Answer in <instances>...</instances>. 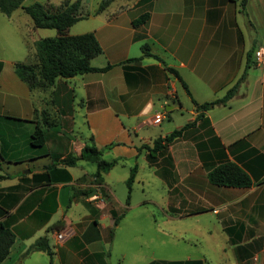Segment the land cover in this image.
Segmentation results:
<instances>
[{
  "label": "crops",
  "instance_id": "obj_1",
  "mask_svg": "<svg viewBox=\"0 0 264 264\" xmlns=\"http://www.w3.org/2000/svg\"><path fill=\"white\" fill-rule=\"evenodd\" d=\"M80 1L93 24L69 33L93 31L102 52L91 64L110 67L58 78L47 90L31 89L15 72V62L36 59V41L46 36L31 40L15 22L16 10H0V221L15 234L0 264H211L218 231L219 264H264V67L255 61V51H264V0L244 7L242 0H112L101 13V0ZM143 14L146 20L135 25ZM25 25L38 29L32 19ZM144 43L162 60L142 56ZM245 71L226 103L202 111L150 158L155 139L195 121L197 105L224 97ZM157 112L164 115L160 124L153 122ZM44 117L56 125L49 128ZM38 125L49 134L37 146L31 139ZM87 144L116 161L98 179L94 162L68 163ZM226 161L242 166L253 184L211 183L210 169ZM150 184L161 193L151 194ZM95 192L104 208L89 201ZM149 204L170 229L156 237L124 230L130 210ZM114 213L122 214L115 226ZM194 217V232L182 229L181 220ZM59 232L70 235L60 241ZM43 235L52 255L25 253Z\"/></svg>",
  "mask_w": 264,
  "mask_h": 264
},
{
  "label": "trees",
  "instance_id": "obj_2",
  "mask_svg": "<svg viewBox=\"0 0 264 264\" xmlns=\"http://www.w3.org/2000/svg\"><path fill=\"white\" fill-rule=\"evenodd\" d=\"M25 0H0V10L6 15H11L18 8H22L27 13L35 28H52L56 30V35L42 37L36 41L35 56L36 59L30 62H15V72L25 81L31 89L47 90L51 88L58 78H71L76 75L93 72L105 71L110 67H95L91 64L92 58L102 52V47L93 31L84 32L81 34H70V28L79 20L85 18L87 13L82 8L80 0H63L59 5L53 2L35 1L25 5ZM112 0H101L97 13H101L109 6ZM247 0H242V6L246 5ZM147 18L143 14L134 21L135 25L144 22ZM142 56H153L157 59L162 58L152 53L147 43L142 45ZM141 57L134 58L140 59ZM248 66V64H247ZM170 71L175 73L187 88L186 83L180 77L178 72L168 67ZM246 71L241 75L237 82L227 91L224 97L215 100L207 101L197 105L200 113L197 115L195 121L187 123L180 129L173 130L165 137H158L155 139L153 146L149 147L150 158L165 148L167 144L171 143L182 132L194 125L196 120L202 118V111L211 108L215 104L226 103L237 91L238 86L245 78ZM44 122L48 127L56 125V122L49 121L44 117ZM49 128L45 129L42 126H36L32 132L31 143L33 145H42L47 141ZM78 158L94 162L97 165L95 177L98 179L103 172L110 170L116 161H107L102 157V152L94 144H87L83 147L79 157L70 158V164L75 163ZM68 161V160H67ZM56 164V163H54ZM136 173V167L131 170V174L127 179L129 192L132 188ZM208 178L211 183L219 186L230 187H249L253 184L250 174L239 164L233 161H226L220 163L210 169ZM88 194L90 191H86ZM121 215L114 213V226L118 224ZM111 229V235H113ZM15 240V234L6 221H0V263L9 255L10 248ZM33 250H44L52 255V249L48 241V237L43 235L36 239V241L26 250L29 253Z\"/></svg>",
  "mask_w": 264,
  "mask_h": 264
},
{
  "label": "rangeland",
  "instance_id": "obj_3",
  "mask_svg": "<svg viewBox=\"0 0 264 264\" xmlns=\"http://www.w3.org/2000/svg\"><path fill=\"white\" fill-rule=\"evenodd\" d=\"M35 1H40V2H53L54 4H59L60 0H25L24 4H30L32 2ZM22 8H19L18 10H16L14 13L15 16L14 20L15 22L19 25V26H23L22 29L25 30L26 34H28L29 38L31 40H35L38 36H54L56 35V30L52 29V28H38L36 31L34 30H30L28 27H26L25 23L27 22V19L30 21V16L26 13L23 12V15H19L18 12L21 11ZM93 24V21L91 19H89L88 17L83 18L81 20H79L78 22H76L70 30V33H76V32H83L85 30H88L89 28H91ZM80 99L76 98L74 101L75 104V108L79 109L80 108ZM45 105V104H44ZM80 115L77 116V121L80 122ZM167 122V121H166ZM77 129V127L75 128V130ZM68 136L75 138V134L76 132H71L68 131L66 133ZM86 165H93V167H95V164L92 162H86ZM119 169V168H118ZM158 184H150L149 187V192L151 194H155L157 195L158 192L161 193V191H159L160 189H157ZM117 189L118 191L122 190L125 193L126 190V186L121 182L120 184H117ZM135 195V194H134ZM136 196V195H135ZM146 210L145 212H142V210ZM148 211V212H147ZM166 216H164L163 212L157 208L155 205L153 204H149L147 207H141V206H135L133 207L128 215V219L127 220H131L132 223L130 225V222L127 223L125 222L123 229H131L132 232L134 233H138V235H140L139 233H143L144 235H148L149 237H156L158 235L162 234V229L165 231H168V229H170L169 225L166 224L163 220L166 219ZM196 217H194V219H182L181 220V224H182V229H189L190 232H194L191 229H196ZM126 220V221H127ZM154 221H157L154 223ZM205 220H203L204 222ZM159 226V227H158ZM194 226V227H193ZM185 227V228H184ZM204 226L199 227L195 234V238L197 237H201V233L199 232H203L204 230L202 229ZM217 236V240L213 242V246H214V250L210 251V258L209 260L211 261V264H219L220 260H221V251H219L216 246L217 244H220L221 239H222V235H220V232L218 231V233H216ZM147 237V236H146ZM152 245V243H151ZM133 247L136 246L135 243L132 244ZM168 249V247H167ZM202 248H197V251L195 252L197 255L201 254Z\"/></svg>",
  "mask_w": 264,
  "mask_h": 264
},
{
  "label": "built area",
  "instance_id": "obj_4",
  "mask_svg": "<svg viewBox=\"0 0 264 264\" xmlns=\"http://www.w3.org/2000/svg\"><path fill=\"white\" fill-rule=\"evenodd\" d=\"M255 59H256L255 60L256 64L258 66L264 67V51H263L262 48H258L255 51ZM163 119H164L163 113L157 112L154 115L153 122L155 124H160ZM88 199H89V201H91L98 208H104L105 205H106V201H105L104 197L99 192H95V193L89 195ZM69 235H70L69 232H59L57 234V238L60 241H64Z\"/></svg>",
  "mask_w": 264,
  "mask_h": 264
}]
</instances>
